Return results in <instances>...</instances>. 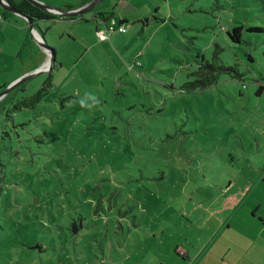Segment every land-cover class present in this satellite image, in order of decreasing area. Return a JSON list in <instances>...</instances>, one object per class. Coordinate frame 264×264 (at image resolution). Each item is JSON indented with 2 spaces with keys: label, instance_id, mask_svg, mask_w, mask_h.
Listing matches in <instances>:
<instances>
[{
  "label": "rangeland",
  "instance_id": "1",
  "mask_svg": "<svg viewBox=\"0 0 264 264\" xmlns=\"http://www.w3.org/2000/svg\"><path fill=\"white\" fill-rule=\"evenodd\" d=\"M101 13L125 32L100 40ZM83 16L35 26L55 63L23 83L40 47L25 19L0 18L2 107L51 76L37 107L0 110V264L157 261L193 240L178 221L221 219L229 182L264 171V0H101ZM216 47L241 79L185 92Z\"/></svg>",
  "mask_w": 264,
  "mask_h": 264
},
{
  "label": "crops",
  "instance_id": "2",
  "mask_svg": "<svg viewBox=\"0 0 264 264\" xmlns=\"http://www.w3.org/2000/svg\"><path fill=\"white\" fill-rule=\"evenodd\" d=\"M85 2L86 0L72 3L70 0H59L53 7L71 11L66 9V4L72 5L75 10ZM67 19L60 17L59 20L51 21V23L72 21ZM136 22L138 20L134 21V24ZM41 24L43 22H39L37 26ZM97 29L99 30L98 27ZM43 37L45 39V35H42ZM38 53L41 56L39 64L31 71L25 72V75L46 64L44 51L40 49ZM258 175L260 177L249 175L244 181L245 184L239 187L232 186L233 183L229 182L227 185L229 188L223 198L224 205L219 204L214 207L220 208L218 212L223 214L221 219H214L209 214L210 217H205L201 213L195 222L186 220L177 222L185 224L184 226L187 224L193 232L192 241L184 239L179 242L180 245L172 246L174 255L176 256L177 252L183 258L179 256L174 258L173 253H168L166 257L159 256L157 261L152 259L148 262L140 257L134 262L131 261L130 264H264V188H261L264 186V171L258 172ZM206 208L208 212L214 209L211 206ZM130 259L128 257L126 260ZM114 264H119V261L114 259Z\"/></svg>",
  "mask_w": 264,
  "mask_h": 264
},
{
  "label": "trees",
  "instance_id": "3",
  "mask_svg": "<svg viewBox=\"0 0 264 264\" xmlns=\"http://www.w3.org/2000/svg\"><path fill=\"white\" fill-rule=\"evenodd\" d=\"M89 1H91V0H86V2L82 3L80 7H82V5H85ZM5 2L11 8H14L15 10L21 12L26 17H29L30 19H32L35 26L39 22L55 21V20H59V18H60V16H55L53 14L43 12L39 8L30 4L27 0H5ZM66 9L73 10V6L70 4H66ZM11 16H12V14H10L9 12L0 10V18L3 19V21L9 22ZM72 19H75V18H68L67 20H72ZM77 19H79L81 21H85V22L89 21L83 15L78 16ZM94 20L98 21V26H100L101 22L107 23L110 20H114L117 23V26H123L127 23V21L124 19H121V20L115 19L111 13L97 14L94 17ZM147 22H149L148 19L142 23L144 24V26H146ZM136 23H139V22H136ZM97 30L98 29L96 28V31ZM247 30L249 32H256V33H259L262 31V29L259 27H252V28H248ZM96 31H95V34H96ZM242 31H243L242 26H238V27L233 28L230 32H228L229 39L233 43L239 44L241 42V39H242ZM120 34H122V33H120ZM42 35H44V34L41 33V36ZM25 46H28V43H26L24 45V47ZM219 52H220V49L218 47H216L215 52L213 54V57L210 61H206L202 58L200 67L198 68V70L196 72L192 73V76L194 77L193 81L187 82L183 85V90L185 92L192 93V92L197 91V90L203 91V90H206L210 87H213L214 85H216L219 82V79L221 76H228L231 79H241V75L236 68L227 67V66H224L223 64L220 63ZM39 62H40V60H38L37 65L39 64ZM135 65L138 66V63ZM50 87H51V76H49L46 83L34 95H32L30 97L23 98L21 100H18L15 103H12L11 104V106H12L11 110H4L7 112L6 117L10 118L9 114H11L12 112H20L22 109H31V108L37 107V105L40 104L43 97L47 95V90ZM21 126H23V125H21ZM2 138L3 139L4 138H10V134L7 131V129H5V128L2 131ZM2 181H3V178L0 177V195L2 194V191H3L2 187H1ZM74 228L75 229L77 228L76 223L73 225V230L75 231ZM176 256L183 258L177 252H176Z\"/></svg>",
  "mask_w": 264,
  "mask_h": 264
},
{
  "label": "water",
  "instance_id": "4",
  "mask_svg": "<svg viewBox=\"0 0 264 264\" xmlns=\"http://www.w3.org/2000/svg\"><path fill=\"white\" fill-rule=\"evenodd\" d=\"M30 4L34 5L35 7L39 8L40 10H42L43 12L46 13H52L55 16H60V17H66V18H75L77 16L83 15L89 11H91L92 9H94V6L99 3L101 0H94L92 3L87 4L84 7H80L78 9L75 10H71V11H63L59 8L47 5L45 3H42L39 0H27ZM0 8L3 11L9 12L12 15H17L22 17L23 19H25V21H27L28 25H29V29L33 34V37L35 38L38 46L40 47V49H42L44 51V53L46 54V59L47 62L44 66L34 70L33 72L25 75L23 77V81L20 79V83H23L31 78H34L35 76L39 75V74H44L47 73L49 71L52 70V68L54 67V63H55V52L53 49L51 48H47V44L44 40V37L42 38V36L39 35V33L34 30L35 26H34V22L32 19H30L29 17H26L25 15H23L21 12L15 10L14 8H11L6 2L5 0H0ZM37 35V37H39V39H37V37L35 36ZM13 87H16V84H12L9 88V90H12ZM6 95V92H3L0 94V100L3 99V97Z\"/></svg>",
  "mask_w": 264,
  "mask_h": 264
},
{
  "label": "built area",
  "instance_id": "5",
  "mask_svg": "<svg viewBox=\"0 0 264 264\" xmlns=\"http://www.w3.org/2000/svg\"><path fill=\"white\" fill-rule=\"evenodd\" d=\"M100 25H104L105 29L103 30H97L96 34L99 36V39L102 41H105L110 32H118V33H124L125 29L123 26H117V23L114 20H110L107 23L101 22Z\"/></svg>",
  "mask_w": 264,
  "mask_h": 264
},
{
  "label": "flooded vegetation",
  "instance_id": "6",
  "mask_svg": "<svg viewBox=\"0 0 264 264\" xmlns=\"http://www.w3.org/2000/svg\"><path fill=\"white\" fill-rule=\"evenodd\" d=\"M36 61L41 59V56L39 54H37V57H35ZM7 97H3L2 100H0V110H5L6 108H3L2 105L3 103L6 101ZM16 101H13V103H15ZM10 110V109H9Z\"/></svg>",
  "mask_w": 264,
  "mask_h": 264
},
{
  "label": "bare ground",
  "instance_id": "7",
  "mask_svg": "<svg viewBox=\"0 0 264 264\" xmlns=\"http://www.w3.org/2000/svg\"><path fill=\"white\" fill-rule=\"evenodd\" d=\"M36 36V35H35ZM39 39V38H38ZM40 40V39H39Z\"/></svg>",
  "mask_w": 264,
  "mask_h": 264
},
{
  "label": "clouds",
  "instance_id": "8",
  "mask_svg": "<svg viewBox=\"0 0 264 264\" xmlns=\"http://www.w3.org/2000/svg\"><path fill=\"white\" fill-rule=\"evenodd\" d=\"M40 35V34H39Z\"/></svg>",
  "mask_w": 264,
  "mask_h": 264
}]
</instances>
